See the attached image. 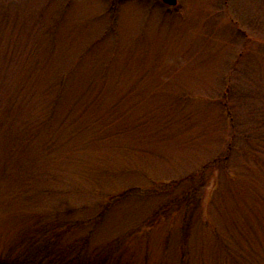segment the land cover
<instances>
[{
  "label": "rangeland",
  "instance_id": "rangeland-1",
  "mask_svg": "<svg viewBox=\"0 0 264 264\" xmlns=\"http://www.w3.org/2000/svg\"><path fill=\"white\" fill-rule=\"evenodd\" d=\"M55 221L120 264H264V0H0V259Z\"/></svg>",
  "mask_w": 264,
  "mask_h": 264
},
{
  "label": "trees",
  "instance_id": "trees-1",
  "mask_svg": "<svg viewBox=\"0 0 264 264\" xmlns=\"http://www.w3.org/2000/svg\"><path fill=\"white\" fill-rule=\"evenodd\" d=\"M205 166L201 170L202 172L205 170ZM124 196L125 192L110 197L102 205V208L100 206V212L92 218L93 221L100 222L106 211L121 202ZM82 226V222L78 221L71 223L55 221L46 225L39 223L34 234H28L22 238L20 253L13 259L7 256L1 258L0 264H120L118 259H113L112 254L103 255L98 250L89 254L87 252L88 242L69 240L66 243L64 241L63 237L66 234L74 229H80Z\"/></svg>",
  "mask_w": 264,
  "mask_h": 264
},
{
  "label": "water",
  "instance_id": "water-1",
  "mask_svg": "<svg viewBox=\"0 0 264 264\" xmlns=\"http://www.w3.org/2000/svg\"><path fill=\"white\" fill-rule=\"evenodd\" d=\"M164 3L174 6L178 3V0H163Z\"/></svg>",
  "mask_w": 264,
  "mask_h": 264
}]
</instances>
